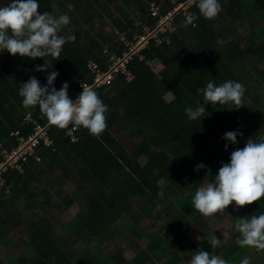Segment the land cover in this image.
I'll use <instances>...</instances> for the list:
<instances>
[{
	"label": "trees",
	"instance_id": "trees-1",
	"mask_svg": "<svg viewBox=\"0 0 264 264\" xmlns=\"http://www.w3.org/2000/svg\"><path fill=\"white\" fill-rule=\"evenodd\" d=\"M142 1L38 0L41 13L70 17L60 34L76 39L64 45L59 60L0 52V148L17 144L14 131H33L28 114L38 123L47 121L39 106H23L21 84L35 76L45 86L50 71L59 73L53 84L57 90L65 82L68 91L78 89L73 77L91 83L88 63L95 62L101 70L109 63L110 55H101L102 45L114 40L111 48L121 55L119 36L131 40L142 25L155 26L159 16L152 14L153 2L162 12L169 5L167 0ZM219 2L222 11L212 20L200 15L196 5L189 8L188 16L198 17L195 27H185L186 16H177L176 30L160 34L159 43L151 40L142 50L144 59L134 57L127 66L132 80L118 74L95 89L108 106V127L99 138L83 127L72 136L66 132L69 127L51 125V144L38 147L39 160L30 157L22 162L23 172L4 173L0 246L4 254L5 249L15 250L10 258L7 255V264H181L190 257L184 247L193 254L200 249L187 237L196 226L203 232L199 242L205 251L226 264L244 257L245 246L234 237L235 223L240 217L264 214V197L238 209L233 201L225 213L211 216L233 222L231 238L215 249L208 242L211 225L191 203L200 186L214 182L222 162H230L233 150L243 148L249 138H264V0ZM97 21L106 22L108 31L93 37L87 27ZM231 24L248 32L227 29ZM154 62L157 70L152 69ZM45 63L47 70L36 71ZM228 80L245 86L246 104L236 109L209 102L206 116L190 120L185 109L204 103L198 89L209 81L219 86ZM228 131L243 133L237 144L224 139ZM119 133L135 141L127 143ZM200 163L207 167L196 171ZM69 180L73 186L65 192L63 184ZM66 210L72 216L65 222L61 214ZM18 230L27 241L13 240L11 234ZM92 242L97 245L94 250ZM17 245L32 253L19 252ZM127 246L136 249L130 259L123 254ZM260 261L264 264V250Z\"/></svg>",
	"mask_w": 264,
	"mask_h": 264
},
{
	"label": "clouds",
	"instance_id": "clouds-1",
	"mask_svg": "<svg viewBox=\"0 0 264 264\" xmlns=\"http://www.w3.org/2000/svg\"><path fill=\"white\" fill-rule=\"evenodd\" d=\"M205 19H215L222 11L219 0H191ZM38 0H11L6 6H0V52L7 50L11 55L21 57L46 58L51 56L59 60L64 45L75 42V35L64 36L60 33L70 24V17L65 13L54 15L53 11H38ZM151 9V8H150ZM198 17L193 14L186 17L184 26L188 27ZM171 43V40H168ZM46 63L37 65L36 71L47 70ZM57 71H50L47 85L32 76L22 83L19 95L23 98L25 108L39 106L40 112L47 118L49 125L60 129L67 127H83L90 135L99 138L107 130L108 106L98 92L84 86L83 91L73 100L69 96V84L65 82L57 90L53 84L58 77ZM203 94V104L193 109L188 107L185 112L190 120L201 119L207 113L205 105L211 102L215 107L232 104L239 109L246 103L245 86L236 81L228 80L219 86L212 81L206 87L198 89ZM242 132L228 131L224 139L237 144V137ZM228 145H225L227 149ZM207 165H196V171ZM210 171V170H209ZM162 194V193H161ZM264 197V138L256 142L249 138L243 148L231 152L230 162L223 163L214 177V182L200 186L191 200L195 210L205 217L225 213L226 208L235 202L236 208L251 205ZM235 230L242 238L237 240L240 246H250L264 250V214L252 215L250 218L240 217L235 223ZM208 242L213 249L220 241L211 237ZM190 264H226L217 255L199 249L190 259ZM243 264H247L244 261Z\"/></svg>",
	"mask_w": 264,
	"mask_h": 264
},
{
	"label": "built area",
	"instance_id": "built-area-1",
	"mask_svg": "<svg viewBox=\"0 0 264 264\" xmlns=\"http://www.w3.org/2000/svg\"><path fill=\"white\" fill-rule=\"evenodd\" d=\"M167 2L169 5L166 6V11L164 12L161 11V5H156L155 2L152 3L151 11L153 16H159V20L155 26L142 25L141 32L135 34L131 40L122 37L121 39L127 42L126 49L124 46L125 50L121 52V55L113 52L108 58L109 63L105 70H101L95 62L90 61L88 63V69L93 75L91 83H86L78 77H73V82L78 83V89L71 88L68 91L71 99L75 100L83 91L82 84L95 90L98 87L108 84L118 74L124 75L127 81L132 80L133 76L127 70V66L133 58L137 57L138 60L144 59L141 53L148 43L151 40L159 43L160 34L174 32L176 30L175 18L177 16L187 17L189 8L195 5L191 3V0H167ZM183 7H185V11H182ZM26 119L33 124V131L27 135L20 134L18 130L14 131L12 134L16 137L17 144L10 148H0V185L4 182L3 175L5 172L10 170L23 172L22 162H25L30 157H36L39 160L37 156L38 147L40 145L48 146L51 144L50 136L47 133L51 125L47 121L43 124L38 123L31 114H28ZM76 129L77 127L69 126L66 132L73 136L75 135Z\"/></svg>",
	"mask_w": 264,
	"mask_h": 264
},
{
	"label": "rangeland",
	"instance_id": "rangeland-1",
	"mask_svg": "<svg viewBox=\"0 0 264 264\" xmlns=\"http://www.w3.org/2000/svg\"><path fill=\"white\" fill-rule=\"evenodd\" d=\"M11 2V0H0V6H6L8 3H10ZM142 3H146V0H143L142 1ZM163 3V2H162ZM182 11H185V7H183L182 8ZM105 24H106V22H101V21H97L96 23H95V25L94 26H90V25H88V27H87V29H88V31L90 32V35L91 36H93L94 37V35L98 32V31H100V30H102V31H108V29H107V27L105 26ZM104 25V26H103ZM136 25H138L137 23H134L133 24V26L134 27H136ZM109 27H112V26H109ZM243 27V26H242ZM242 27L241 26H238L237 24H231V25H229L228 27H227V29H230V30H233V31H236L237 33H239V30L241 31V34L242 35H245L246 34V32H248V30H242ZM220 29V28H219ZM122 37L121 36H119V40L123 43L122 44V47H123V51L126 49V44H127V42H124L123 41V39H121ZM187 40H188V38H187ZM186 40V41H187ZM113 43H114V40H113V42L112 43H109V44H103L102 45V47H101V55H107V56H109V55H111L112 53H113V49L111 48V45H113ZM244 43V42H243ZM124 46H125V49H124ZM152 65V69H154V70H157V65H158V63L157 62H154V63H152L151 64ZM71 98V97H70ZM164 98L166 99V100H169L170 99V95L168 94H166L165 96H164ZM120 134V137L121 138H123V137H126V135L125 134H121V133H119ZM123 139H125V138H123ZM126 140V142L127 143H131V141L133 142V141H135L134 139H131V140H129V139H125ZM44 177H46V175L44 176ZM72 186H73V184L71 183V181L69 180V181H67L66 182V184H63V190L65 191V192H68L71 188H72ZM52 199H54V196H53V198ZM71 216H72V214L68 211V210H66V211H64V212H62V214H61V218L66 222V221H68V219L69 218H71ZM206 220L208 221V223L211 225V230H210V233H209V235L210 236H212V237H216L217 239H219V241H220V244H219V246L221 245V244H223V243H225L229 238H231V236H232V234H231V230L233 231V222H232V220L231 219H229V218H224V219H222L221 221H217V220H215L213 217H206ZM160 222H157V225L159 224ZM156 225V226H157ZM195 229H199L197 226L196 227H194V228H191V229H189L188 231H187V237L193 242V243H199L200 244V249H203L204 251H205V249H206V247H205V244H201V242H199L200 241V239H201V236H202V234H203V232L201 231V230H195ZM21 232L18 230V231H15V233H13V234H11V237H13V240H15V239H18L19 240V238H21L22 239V241H27V236L25 235V236H23V235H21L20 234ZM235 237V236H234ZM240 238H242V237H237V239H240ZM114 241H116V242H118V237L117 236H115V238H114ZM25 243V242H24ZM185 246L187 245V241L185 242V244H184ZM18 246V247H17ZM16 247L18 248V250H19V252H23L25 255H27V256H29L31 253H32V251H31V249H29L27 246H25V245H17ZM89 246H90V248L92 249V250H94L95 248H97V245H96V243L95 242H92V243H89ZM184 250H185V252H186V254L187 255H190V257H189V259L188 260H186V261H184V262H182L181 264H190V259H191V257L195 254H193V251H192V249L191 248H189V246H187V247H184ZM5 251H6V254H4L3 252V249H2V247L0 246V259H1V261L4 263V264H7L8 263V261H9V258L11 257V254H12V252H13V254H15V250L14 249H12L11 251L10 250H7V249H5ZM199 251V250H198ZM254 252V253H253ZM9 253H11V254H9ZM135 253H136V249H134V248H130V247H125L124 249H123V254H124V256L126 257V258H128V259H130L131 257H133L134 255H135ZM251 256H252V258H250V259H248L247 261V264H255V261H258V263L257 264H260V259H261V257H262V255H261V251L260 250H258V249H256V248H254L253 250H251ZM9 254V255H8ZM193 254V255H192ZM9 256V258H8V256ZM14 257H15V255H13ZM246 258L247 257H245V258H243L242 260H241V262L239 263V264H243V262L246 260Z\"/></svg>",
	"mask_w": 264,
	"mask_h": 264
},
{
	"label": "crops",
	"instance_id": "crops-1",
	"mask_svg": "<svg viewBox=\"0 0 264 264\" xmlns=\"http://www.w3.org/2000/svg\"><path fill=\"white\" fill-rule=\"evenodd\" d=\"M234 234V233H233ZM237 237H241L240 236V234L238 233V234H235V238L237 239ZM238 240V239H237ZM241 248V247H240ZM245 250H246V253H245V255H244V257L243 258H245V257H251L252 258V256H251V250H253L254 249V247H250V246H245V248H244ZM261 251V255H262V250H260ZM254 253V252H253ZM243 258H241V259H239V261L237 262V263H235V264H239L240 262H241V260L243 259ZM247 258H246V260L245 261H247ZM261 260V259H260ZM248 262V261H247ZM258 262L257 261H255V264H257Z\"/></svg>",
	"mask_w": 264,
	"mask_h": 264
}]
</instances>
